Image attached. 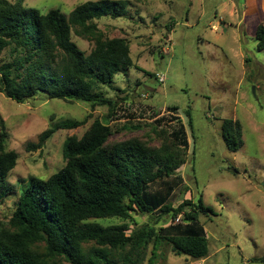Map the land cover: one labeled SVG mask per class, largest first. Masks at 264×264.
<instances>
[{"label": "rangeland", "instance_id": "rangeland-1", "mask_svg": "<svg viewBox=\"0 0 264 264\" xmlns=\"http://www.w3.org/2000/svg\"><path fill=\"white\" fill-rule=\"evenodd\" d=\"M23 1L43 13L60 8L69 16L88 0ZM126 1L123 16L103 17L96 23L105 39L129 40L139 67L122 70L114 76L112 86L102 85L101 89L116 104L110 125L129 121L141 122V126L116 131L110 139L137 136L159 147L162 138L154 127L168 135L182 128L187 140L186 163L150 189L161 191L174 206L189 198L197 202L202 196L216 213L201 216L210 244L206 258L176 254L163 241L155 264H264V49L259 50L255 40L257 26L264 19V0ZM235 4L240 18L246 9L239 24L229 12ZM213 24H218V30L212 29ZM72 38L86 54L94 47V40L80 36L76 29ZM186 110L192 116V129ZM109 112L108 105L92 108L87 102L47 95L18 103L0 92V116L9 133L7 148L19 155L8 181L18 191L21 180L46 178L61 169L66 163L65 139L81 137L95 118L105 121ZM90 114L86 124L57 130L43 147H28L39 141L44 130ZM227 118L242 124L244 145L236 152L222 136V122ZM14 201L9 196L0 202L2 219L10 215ZM135 219L140 226L149 215L139 214ZM97 220L103 225L120 223L114 218Z\"/></svg>", "mask_w": 264, "mask_h": 264}, {"label": "trees", "instance_id": "trees-1", "mask_svg": "<svg viewBox=\"0 0 264 264\" xmlns=\"http://www.w3.org/2000/svg\"><path fill=\"white\" fill-rule=\"evenodd\" d=\"M127 3L88 0L68 16L60 8L43 13L23 0H0L1 93L18 103L47 95L110 108L105 121L95 118L81 137L65 139L66 163L61 169L46 178L21 180L18 191L8 177L19 155L7 148L9 133L0 116V202L15 197L10 215L0 217V264H155L163 241L176 254L194 259L209 255V239L200 221L202 215H216L214 209L202 196L174 206L161 191L150 189L186 163L185 131L168 135L154 127L162 138L159 147L137 136L110 139L116 131L141 126L129 121L110 125L116 104L101 89L112 86L122 70L139 67L129 40L105 39L96 23L103 17L123 16ZM73 29L94 40L89 54L73 41ZM255 40L263 50L264 22L258 24ZM186 111L192 129V116ZM91 116L48 128L28 147L41 148L57 130L80 127ZM222 136L233 152L244 145L237 119L223 120ZM139 214L149 215L140 226L135 219ZM100 218L120 223L103 225ZM132 222L136 226L131 227Z\"/></svg>", "mask_w": 264, "mask_h": 264}, {"label": "crops", "instance_id": "crops-1", "mask_svg": "<svg viewBox=\"0 0 264 264\" xmlns=\"http://www.w3.org/2000/svg\"><path fill=\"white\" fill-rule=\"evenodd\" d=\"M228 5L226 4L225 6H223L224 7V9H223V11H226L227 10V7ZM229 12H230V14L232 15V17H233V19L236 21L237 20V24H239L241 21H242V19H243V17H244V14L246 13L245 11H246V9H244L243 10V15H241V18L239 17V15H238V11H239V9H238V6H237V4H235V5H231V7H229ZM221 22H222V20H221ZM260 22H264V19H262ZM259 22V23H260ZM214 27V28H213ZM258 27V26H257ZM212 29L213 30H218V24H213L212 25ZM257 30V29H256ZM256 34V33H255ZM241 38H242V36H241V34H240V37H239V40L241 41ZM169 41H171V43H173L172 42V39H171V37H169ZM244 63H246L247 61H246V59H245V57H244Z\"/></svg>", "mask_w": 264, "mask_h": 264}, {"label": "built area", "instance_id": "built-area-1", "mask_svg": "<svg viewBox=\"0 0 264 264\" xmlns=\"http://www.w3.org/2000/svg\"><path fill=\"white\" fill-rule=\"evenodd\" d=\"M161 81H164V77L163 76H159Z\"/></svg>", "mask_w": 264, "mask_h": 264}]
</instances>
